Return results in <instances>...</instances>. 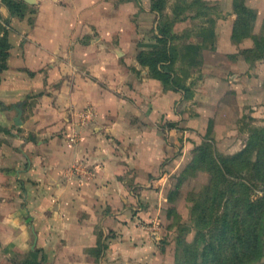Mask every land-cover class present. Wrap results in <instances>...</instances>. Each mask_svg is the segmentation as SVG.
<instances>
[{"label":"crops","instance_id":"crops-1","mask_svg":"<svg viewBox=\"0 0 264 264\" xmlns=\"http://www.w3.org/2000/svg\"><path fill=\"white\" fill-rule=\"evenodd\" d=\"M219 1L233 12L231 20L217 19L216 46L203 51V75L189 86L188 97L182 88H165L139 62L142 40L130 19L123 37L122 7L137 11L141 3L152 12V0H37L29 3L36 10L31 26L28 19L12 18L0 82V124L11 134L0 145V177H14L10 186L18 204L7 219V244L26 251L34 233L30 248L43 251L42 264L157 261L159 236L138 200L153 197L148 187L155 171L185 167L207 130L218 137L223 119L229 126L220 138L230 137L235 104L226 102L232 97L227 89L249 71L244 55L225 59L237 52L236 14L232 0L227 8ZM28 212L31 228L23 222Z\"/></svg>","mask_w":264,"mask_h":264},{"label":"trees","instance_id":"trees-1","mask_svg":"<svg viewBox=\"0 0 264 264\" xmlns=\"http://www.w3.org/2000/svg\"><path fill=\"white\" fill-rule=\"evenodd\" d=\"M11 15L19 21L31 19L36 10L28 11L25 0H2ZM166 0H152L151 9L159 12L157 45L153 49H140L137 58L143 66L151 69V75L163 84L171 83L174 62L181 51L183 61L189 65L201 64L203 51L216 46L214 17L210 16L209 25L198 31L197 40L177 45L176 32L172 22H166L163 11ZM201 0H194L187 6H175V17L182 20L190 17L182 11ZM203 5L192 17H200L207 12ZM236 18L233 24L232 39L242 42L253 39L251 47L242 49L246 60L252 62L264 58V33H256L258 13L246 0H233ZM183 13V14H182ZM2 27L0 33V82L1 72L7 68V59L11 47V19ZM0 104L4 105L0 100ZM3 129V128H1ZM207 136L211 138L210 129ZM213 149H210V147ZM207 163L209 182L193 200L191 218L193 226H181L176 234L175 264H255L264 258V125L251 128L244 147L236 153H219L213 140L206 139L195 146L193 160L188 166L197 167L198 163ZM194 167V168H195ZM204 169V168H203ZM188 170V169H187ZM186 170V171H187ZM177 227V228H178ZM194 231L192 239L189 238ZM32 258L14 259L15 264H42Z\"/></svg>","mask_w":264,"mask_h":264},{"label":"rangeland","instance_id":"rangeland-1","mask_svg":"<svg viewBox=\"0 0 264 264\" xmlns=\"http://www.w3.org/2000/svg\"><path fill=\"white\" fill-rule=\"evenodd\" d=\"M166 1V7L163 11L164 19L166 22H172V29L178 36V38H176V44L179 46H182L185 43L193 41L195 42L197 40V33L201 29V27L210 24L209 22L205 23V21H208V18H210V16L214 17L216 21H218L217 19L219 18L225 19L227 21V19L231 20V14L233 13L229 9H222L221 1L217 2L218 0H201L200 5L195 4L191 8L187 7L182 11L184 14H190V17L182 20L181 18L177 19L175 17V13L173 11L174 7H185L194 0ZM249 2L258 10H256L258 13V21H256L255 23V31L258 34L264 33V0H249ZM224 3V7L227 8V4L229 3V1L227 2V0H225ZM27 4L28 11L35 10V5L29 4L28 2ZM205 4H207L208 7H204L202 10L207 12V14H203L200 17L191 16V14H195V12ZM3 7H7V9L9 10L8 6L2 0H0L1 34V26H7V20H12L13 18L10 11L8 13L9 15H5L3 13ZM158 14L159 12H157L156 10H152V12L145 11L142 8L141 3L138 6L137 11H135L134 8L127 7V9H125V7H122L120 20L122 21V25L125 24L123 26L125 29L123 37H127L129 35V27L127 26V21H129L130 19L133 24L136 25V31L138 32L139 41L142 40L140 41L141 45H139L137 50H148L155 48V46L157 45L156 34L158 33ZM228 24L220 27L221 32L223 31V33H225L227 27L229 26ZM134 29L135 28L133 27V30ZM253 43L254 41L252 39H247L243 42H237V44L234 45L237 52L229 54L228 57L226 56V61H235V54L243 55V53L241 52L242 49L251 47ZM222 50L226 49L223 48ZM178 56V59L174 62L173 71L171 72L173 80H175L176 82L175 86H177V88L174 87L171 83H166L164 87L170 89L172 86L174 87L173 89L179 90L182 88L183 90H185V93H188L186 94V97H188V95H192V93L188 90L189 86L192 89V85H196V83H198L196 81H199V79H201L203 75V61L201 62V64L199 63L197 65H189L188 62L183 61L181 51ZM122 60H125L124 56ZM125 62L127 61L125 60ZM247 62L248 65L245 64V67L249 66V71H247V73L241 71L242 65H240V71L242 72V74L239 75L241 78H239L238 86L234 87V89H227L228 91L230 90L229 94L232 97L229 101L226 102H233V104H235L233 106L234 108L232 107L233 109L229 112L230 114H232V116L230 115L231 118L234 117V122L233 128L229 131L230 137L220 138V134L225 133L227 126H229L226 121L227 119H223L222 121H220L221 125L217 127L218 137H215V139L212 140L213 146H215L219 153L232 154L241 150L246 144V136L248 137V134H250L251 128L264 125V58L252 62ZM143 67L148 68L147 66ZM235 71L237 70L231 69V72ZM149 74L151 75V69L149 70ZM194 77L197 78L195 80H192L194 79ZM190 82L191 85H188ZM1 106L2 105L0 104V109L2 108ZM1 116L2 115L0 110V120ZM166 122L164 119H162L159 125H163V127H165L164 124ZM1 124L0 145L6 141L9 142V137H11V134H9L8 132H3L4 130H2L1 128H3L4 125L2 122ZM11 124L12 126L14 125L13 122ZM23 131L26 130L24 129ZM23 131L22 129L19 130L20 133H22ZM207 132L208 130L206 131L205 135L202 138V141L199 144H201L206 139H211L206 135ZM29 137L34 136L33 134H30ZM210 149H213V147L211 146ZM192 160L193 157L181 170L174 168L167 171L164 169H160L157 172L155 171V173H153L151 176L152 178H150V182H152V185L148 187V189L153 192L151 194V196L153 197H148V203L141 204L142 200H138V208L141 205L151 215L152 220L150 223V229L154 232H157L159 236L158 240L155 241L158 242V244H156L157 246H159V249L157 255L158 258L157 261L154 260V264H175L176 234L178 233V229L181 230V226L190 227L194 225V221L191 218L193 200L195 199L194 196H196L198 192L202 191L206 184L209 182L210 174L207 170L206 162H200L198 163L197 167L194 166L195 168L192 167L190 169L188 166L191 164ZM5 176L0 177V191H2V193H0V264H15L14 259L26 260L32 258L31 256H37L35 260H42V256H44L43 251L40 249L38 250L39 253H35L33 249L30 248L35 240L34 233H31L29 235L27 245L28 249L26 251L15 249L14 246H17V244L14 242L7 244L11 239V231L9 229L7 219L10 217L12 211L17 207L18 204L16 202L14 203L15 198L12 197L13 188L12 186H10L11 184L13 185V181H15V179L9 173ZM1 178H3V183H1ZM142 188L143 187L139 185L134 187V189L136 190L135 193L138 194V199L140 198V195H142L140 193ZM4 198H7V200H4ZM29 212L27 213V215H29L30 217L25 216V220H23V222L26 223L27 226L29 225V227L31 228L33 220ZM142 221L143 220H139L140 223H142ZM178 224L181 226L178 227ZM193 234L194 231L189 235L190 239H192ZM17 235L18 234H16L15 236ZM1 241L5 242L4 245L1 244Z\"/></svg>","mask_w":264,"mask_h":264},{"label":"water","instance_id":"water-1","mask_svg":"<svg viewBox=\"0 0 264 264\" xmlns=\"http://www.w3.org/2000/svg\"><path fill=\"white\" fill-rule=\"evenodd\" d=\"M26 2H28V3H36L37 2V0H25ZM18 123H20V119L18 118Z\"/></svg>","mask_w":264,"mask_h":264}]
</instances>
